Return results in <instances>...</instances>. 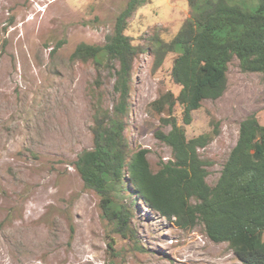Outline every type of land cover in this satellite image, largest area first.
I'll return each instance as SVG.
<instances>
[{"label":"rangeland","instance_id":"374dc122","mask_svg":"<svg viewBox=\"0 0 264 264\" xmlns=\"http://www.w3.org/2000/svg\"><path fill=\"white\" fill-rule=\"evenodd\" d=\"M250 8L257 0H234ZM127 0H0V264H235L227 242H213L196 220L181 228L127 192L114 200L128 208L125 226L103 209L101 196L74 167L77 155L92 147L94 108L111 110L115 98L111 71L91 59L71 58L80 42L103 44ZM191 15L187 0H147L128 18L124 33L138 47L132 61L130 108L124 136L131 150L147 148L152 170L171 157L154 136L164 131L151 105L167 90L176 57L166 52L155 64L153 40L169 41ZM59 44V45H57ZM116 63V61H115ZM223 93L205 99L182 123L187 138L218 132L198 149L209 161L213 185L239 122L254 114L264 125V75L243 71L233 57Z\"/></svg>","mask_w":264,"mask_h":264},{"label":"trees","instance_id":"16d2710c","mask_svg":"<svg viewBox=\"0 0 264 264\" xmlns=\"http://www.w3.org/2000/svg\"><path fill=\"white\" fill-rule=\"evenodd\" d=\"M146 1L127 0L103 44L80 42L71 53L73 59H91L97 65L106 61L110 69L115 64L112 108L95 106L92 147L77 155L74 167L84 186L101 196L105 213L116 218L118 227L125 226L129 210L115 202L114 192H124L128 183L134 196L181 228L199 220L211 241L227 242L238 260L235 264H264V125L254 114L239 122L236 142L210 185L209 161L198 149L217 134V122L211 131L187 138L174 115L178 104L182 123L189 124L203 100L219 97L233 57L241 70L264 75V0L250 8L234 0H187L191 15L175 35L169 41L153 40L155 64L166 52L176 53L171 77L180 87L177 94L167 90L151 104L161 124L169 127L154 130L171 153L157 170L150 167L148 149L131 150L123 132L132 61L138 52L124 30L131 14Z\"/></svg>","mask_w":264,"mask_h":264}]
</instances>
